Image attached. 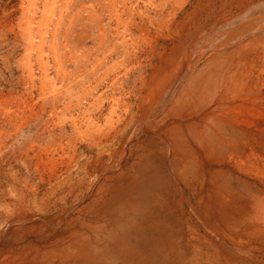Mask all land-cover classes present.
<instances>
[{"label":"bare ground","instance_id":"6f19581e","mask_svg":"<svg viewBox=\"0 0 264 264\" xmlns=\"http://www.w3.org/2000/svg\"><path fill=\"white\" fill-rule=\"evenodd\" d=\"M185 3L163 37L115 70L113 85L131 80L117 105L98 99L75 120L72 154L40 146V133L22 150L25 167L13 165L2 192L15 211L0 216V264H264V0ZM25 20L32 43L33 19ZM49 21H40L42 37ZM53 50L69 90L77 81ZM40 56L41 90L60 101L63 87ZM36 200L42 214L32 211Z\"/></svg>","mask_w":264,"mask_h":264},{"label":"rangeland","instance_id":"374dc122","mask_svg":"<svg viewBox=\"0 0 264 264\" xmlns=\"http://www.w3.org/2000/svg\"><path fill=\"white\" fill-rule=\"evenodd\" d=\"M130 1L132 0H0V138H3L2 140L0 139V216L1 213H13V210L15 211L14 205L12 207L7 206V202L10 201L13 203L14 201H5L2 192L7 182V179L5 178L6 174H8V172L14 174L19 168L14 166L18 164H23L22 166L25 167L22 156H20L22 155V150L28 147L35 139L36 135L40 133L43 137L42 140H39L40 146L48 147L54 145L55 147H58L59 150H62L61 146H63L66 150L60 151L63 155L72 154L68 151V149L71 148V142L74 144L78 141L79 137H81L78 133V126L75 124V120H81L84 118L85 114L92 110L95 111L94 103L96 100H101V98L103 100L108 99L107 104H109V106L107 107L109 108L116 104V101L113 98L121 95L120 92L123 91V88L127 91L129 90L131 86L130 79L120 81L124 86H122L120 82L116 85H113L112 83L115 80V70L119 68L121 62L126 60L135 50L141 49L142 46L146 47L148 39L163 37V24H166L167 20L178 12H181L184 15L190 6L188 4L185 7V2L187 0H165L166 2L164 0H133L132 3H130ZM45 10L49 11L46 12ZM46 16L50 19L47 29L48 32L46 31L45 37H42V32L45 28H40V21ZM28 17L33 19L34 24L32 30V43L23 33L26 26L25 19ZM15 41L17 42L14 43ZM48 42L50 44H48ZM54 46H58L59 48L58 52L60 54L61 62L65 67L64 70L67 76L70 78L69 82L73 77L77 81L75 84L70 82V89H66V91V84L61 82L60 78L57 77L53 63ZM70 47L72 48L70 49ZM27 52H29V54ZM40 52H43V55H45L44 59L45 61H48L51 68L49 77L52 78L59 87H63L60 101H54L52 96L44 95L41 90L44 78L42 77L43 73ZM106 56L109 57L103 62ZM27 61L30 63H27ZM27 95L29 96L27 97ZM121 97L123 96L121 95ZM20 100L23 104L26 101H29L28 103H25V105L30 108L29 113H27L28 115L22 114L19 110L17 111V102H20ZM39 103L44 104L41 105ZM105 113H107V111H105L104 114ZM5 114L7 116H5ZM104 114L102 116L100 114L103 122L105 118ZM57 131L61 133H58ZM53 142L54 144H52ZM49 143L50 145H47ZM78 151V153H80L82 148ZM26 171L27 170H24L23 174H26ZM37 180L39 181L38 176L35 177L34 182H38ZM49 187L50 184L44 186V190H41L40 197L43 196V191H46L45 188ZM30 198L32 197L29 195L28 199ZM70 204L71 203L66 206H70ZM41 205L42 204H39L38 200L32 201V211L36 214H42ZM101 205L102 202L98 203L96 206L99 207ZM66 216L68 218L70 215H66L65 213L63 215L64 220L67 219H65ZM3 226L4 223L1 222L0 227L2 228Z\"/></svg>","mask_w":264,"mask_h":264}]
</instances>
